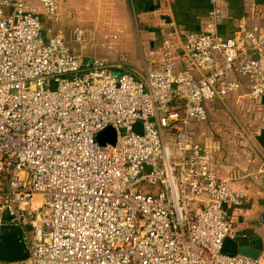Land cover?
Wrapping results in <instances>:
<instances>
[{
  "label": "built area",
  "instance_id": "1",
  "mask_svg": "<svg viewBox=\"0 0 264 264\" xmlns=\"http://www.w3.org/2000/svg\"><path fill=\"white\" fill-rule=\"evenodd\" d=\"M62 1L0 0V228L19 227L28 252L0 264H264L222 250L225 207L246 194L190 126L244 84L264 97V26L222 37L212 22L185 34L184 67L164 43L162 65L136 74L45 37ZM107 127L114 144L96 139Z\"/></svg>",
  "mask_w": 264,
  "mask_h": 264
},
{
  "label": "crops",
  "instance_id": "2",
  "mask_svg": "<svg viewBox=\"0 0 264 264\" xmlns=\"http://www.w3.org/2000/svg\"><path fill=\"white\" fill-rule=\"evenodd\" d=\"M77 4L130 6L142 25L135 29L140 39L141 65L133 66L114 58L107 60L116 71L129 68L138 74L162 65L164 43L172 45L175 69L184 67L181 48L185 34L206 30L212 22L222 37L232 36L240 26H264V0H221V16L213 21L209 16V0H64L60 9ZM121 26L124 30L125 26ZM206 109L207 119L199 123L191 121L190 126L202 142L212 146L213 166L219 175L246 194L240 206L225 207L233 235L259 237L264 256V97L249 102L244 84L225 100L207 103Z\"/></svg>",
  "mask_w": 264,
  "mask_h": 264
},
{
  "label": "rangeland",
  "instance_id": "3",
  "mask_svg": "<svg viewBox=\"0 0 264 264\" xmlns=\"http://www.w3.org/2000/svg\"><path fill=\"white\" fill-rule=\"evenodd\" d=\"M60 15L56 23L43 21L45 37L60 31L66 47L83 57L114 58L133 66L141 65L140 39L135 29L142 25L129 5H64ZM76 28L81 30V39L76 37ZM114 34L118 37L115 40L111 38Z\"/></svg>",
  "mask_w": 264,
  "mask_h": 264
},
{
  "label": "water",
  "instance_id": "4",
  "mask_svg": "<svg viewBox=\"0 0 264 264\" xmlns=\"http://www.w3.org/2000/svg\"><path fill=\"white\" fill-rule=\"evenodd\" d=\"M96 139L102 144L105 142L114 144L116 139L115 130L107 127L96 135ZM222 250L228 253H237L251 258H257L262 253L263 245L259 237H252L250 239L228 237L223 242ZM27 254L28 252L20 228L17 226H2L0 228V261H21L27 257Z\"/></svg>",
  "mask_w": 264,
  "mask_h": 264
},
{
  "label": "trees",
  "instance_id": "5",
  "mask_svg": "<svg viewBox=\"0 0 264 264\" xmlns=\"http://www.w3.org/2000/svg\"><path fill=\"white\" fill-rule=\"evenodd\" d=\"M42 21H44V19L42 18ZM179 105H180V102H179V104L178 103H174V108H178L179 107Z\"/></svg>",
  "mask_w": 264,
  "mask_h": 264
}]
</instances>
